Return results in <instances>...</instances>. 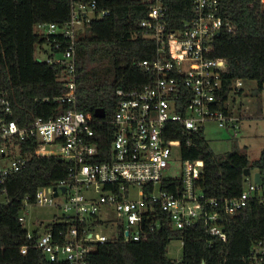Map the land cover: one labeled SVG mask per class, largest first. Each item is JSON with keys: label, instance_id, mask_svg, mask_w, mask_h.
Returning a JSON list of instances; mask_svg holds the SVG:
<instances>
[{"label": "built area", "instance_id": "obj_1", "mask_svg": "<svg viewBox=\"0 0 264 264\" xmlns=\"http://www.w3.org/2000/svg\"><path fill=\"white\" fill-rule=\"evenodd\" d=\"M144 1L149 4L148 16L140 23L142 36L155 42L156 52L139 65L151 80L134 89L117 88L112 113L104 110L103 117H96L78 107L76 45L86 23L109 15L96 0H70V20L62 26H35L61 49L47 54L46 61L65 66L58 75L64 91L43 101L64 107L62 111L20 125L8 93L0 92V207L10 204L5 185L27 167L31 149L66 165L63 178L22 199L18 220L26 233L23 255L34 248L50 262L89 264L87 257L97 244L120 235L126 243L146 241L164 223L183 230L202 220L211 234L226 242L218 224L222 212L243 209L260 188L250 182L238 197L209 198L198 186L203 160L183 158V174L168 175L173 146L181 150L179 142L168 138L173 133L168 125L179 123L189 133H205L206 125L214 123L237 137L243 117L235 113L231 100L245 81L233 82L232 92L222 99L224 78L212 53L216 38L232 27L221 15L219 0H190L193 15L179 28L169 26L168 0ZM173 185L176 189H168ZM34 205H54L60 214L51 224L35 220L29 228L26 215ZM102 228L113 229L108 234L97 230ZM246 264H264V240L252 244Z\"/></svg>", "mask_w": 264, "mask_h": 264}, {"label": "trees", "instance_id": "obj_2", "mask_svg": "<svg viewBox=\"0 0 264 264\" xmlns=\"http://www.w3.org/2000/svg\"><path fill=\"white\" fill-rule=\"evenodd\" d=\"M82 1L87 4L93 0ZM96 1L98 8L108 10L109 15L86 23L76 45L78 107L90 113L103 108L110 114L117 102V88L134 89L150 82L151 74L139 63L154 58L156 44L142 36L140 23L148 16L147 1ZM168 1L169 26L179 28L192 17V2ZM219 2L221 15L232 27V31L225 29L216 38L212 53L224 78L222 99L228 98L230 86L237 80L256 82L257 87L249 94L258 95L264 88V0ZM70 3V0H0V92L8 93L14 118L20 125L64 109L43 101L46 96L64 91L58 75L65 66L46 61L47 54L51 51L57 54L61 49L55 47L53 40L37 33L35 26L39 23L62 26L70 20ZM46 45L48 50L44 49ZM39 49L46 53L44 59L37 58ZM243 92V89L237 92V96ZM168 128L173 130L168 138L180 143L184 159L204 161L198 186L207 197L240 196L253 171L262 176L259 190L243 209L234 214L222 212L218 224L226 232V242L211 234L203 220L183 230H173L164 223L146 241L126 243L120 235L97 244L87 257L89 264H246L252 244L264 240V147L254 160L246 149L238 147L218 154L204 131L189 133L179 123H170ZM246 169L249 176L245 175ZM65 174L64 163L33 148L27 167L10 177L5 186L11 202L0 207V264H63L48 261L34 248L26 255L21 254L26 233L18 217L25 195L34 194L38 187ZM173 238L183 243L180 262L167 255Z\"/></svg>", "mask_w": 264, "mask_h": 264}, {"label": "rangeland", "instance_id": "obj_3", "mask_svg": "<svg viewBox=\"0 0 264 264\" xmlns=\"http://www.w3.org/2000/svg\"><path fill=\"white\" fill-rule=\"evenodd\" d=\"M48 46H44L48 50ZM37 58L44 59L46 53L39 49ZM257 87L254 81H245L243 94L231 100V106L236 114L242 115L241 131L237 137H233L228 131L220 129L214 123H209L205 128V137L211 148L218 154L229 152L235 147L246 149L251 160L259 158L264 147V88L258 95L249 94ZM232 98V97H231ZM247 146V148H243ZM172 169L168 175L180 177L183 174V157L179 146H173ZM248 183V182H247ZM246 183V184H247ZM26 215L28 227L35 220H41L45 225L51 224L54 218L60 214V209L54 205H34L28 207ZM112 216H115L114 214ZM102 228L100 232L111 234V230ZM167 255L170 259L180 262L183 257V243L178 238H173L168 244Z\"/></svg>", "mask_w": 264, "mask_h": 264}, {"label": "water", "instance_id": "obj_4", "mask_svg": "<svg viewBox=\"0 0 264 264\" xmlns=\"http://www.w3.org/2000/svg\"><path fill=\"white\" fill-rule=\"evenodd\" d=\"M94 114H95L96 117H103L104 116V109L103 108H98L95 111ZM245 175L249 176V170L248 169L245 170ZM254 182L256 184H261L262 183V176H261V173L259 171L254 173ZM203 264H206V263H203Z\"/></svg>", "mask_w": 264, "mask_h": 264}, {"label": "crops", "instance_id": "obj_5", "mask_svg": "<svg viewBox=\"0 0 264 264\" xmlns=\"http://www.w3.org/2000/svg\"><path fill=\"white\" fill-rule=\"evenodd\" d=\"M242 123V122H241ZM243 148H247V146H244ZM257 171H253L251 177L248 179V183L252 182L254 180V173Z\"/></svg>", "mask_w": 264, "mask_h": 264}]
</instances>
